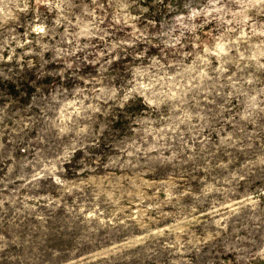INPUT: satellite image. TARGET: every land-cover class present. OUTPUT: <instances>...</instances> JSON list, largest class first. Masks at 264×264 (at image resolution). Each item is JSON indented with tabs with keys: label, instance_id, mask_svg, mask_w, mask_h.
Masks as SVG:
<instances>
[{
	"label": "clouds",
	"instance_id": "obj_1",
	"mask_svg": "<svg viewBox=\"0 0 264 264\" xmlns=\"http://www.w3.org/2000/svg\"><path fill=\"white\" fill-rule=\"evenodd\" d=\"M0 264H264V0H0Z\"/></svg>",
	"mask_w": 264,
	"mask_h": 264
},
{
	"label": "rangeland",
	"instance_id": "obj_2",
	"mask_svg": "<svg viewBox=\"0 0 264 264\" xmlns=\"http://www.w3.org/2000/svg\"><path fill=\"white\" fill-rule=\"evenodd\" d=\"M232 130L231 126H227L226 128V132H230ZM156 183H159V181H155ZM149 195H152V192L151 190H149ZM161 196V199L163 198V193L160 194ZM132 210L134 211L135 210V204L132 205ZM161 226H163V222L161 223Z\"/></svg>",
	"mask_w": 264,
	"mask_h": 264
}]
</instances>
